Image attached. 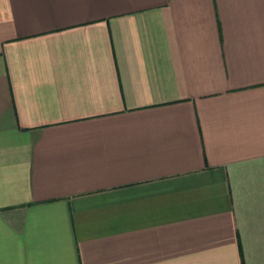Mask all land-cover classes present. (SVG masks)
<instances>
[{"label": "crops", "instance_id": "0c3cea01", "mask_svg": "<svg viewBox=\"0 0 264 264\" xmlns=\"http://www.w3.org/2000/svg\"><path fill=\"white\" fill-rule=\"evenodd\" d=\"M0 264H264V0H0Z\"/></svg>", "mask_w": 264, "mask_h": 264}]
</instances>
